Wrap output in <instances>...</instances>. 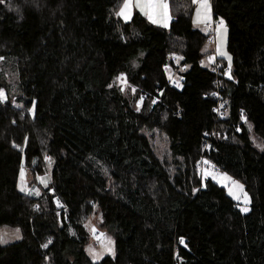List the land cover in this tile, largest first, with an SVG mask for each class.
I'll list each match as a JSON object with an SVG mask.
<instances>
[{
	"label": "trees",
	"instance_id": "1",
	"mask_svg": "<svg viewBox=\"0 0 264 264\" xmlns=\"http://www.w3.org/2000/svg\"><path fill=\"white\" fill-rule=\"evenodd\" d=\"M166 1L168 28L123 22V0L0 3V228L22 235L0 264H264V0H210L231 57L220 113L194 3ZM23 169L38 195L18 190ZM93 215L114 241L99 263L85 252Z\"/></svg>",
	"mask_w": 264,
	"mask_h": 264
},
{
	"label": "rangeland",
	"instance_id": "2",
	"mask_svg": "<svg viewBox=\"0 0 264 264\" xmlns=\"http://www.w3.org/2000/svg\"><path fill=\"white\" fill-rule=\"evenodd\" d=\"M194 3V14H193V24L196 27V29L198 30H202L204 32V30L206 29V26L208 27V25H210L212 27L213 32L215 33L214 36V43H213V50L215 52V58L221 63V64H226L227 66L230 67L231 62H229L228 57H230L229 54H227V32L226 34L224 33L223 29H221L219 31V33L217 32V24L220 20H211L208 22V24H199V21H202V19H204L205 15L207 14V16L209 15V12L211 14V6H210V0H207L208 3V7L207 8H203L201 7V3L202 0H192ZM210 8V9H209ZM158 24H154L155 26H159L160 25V15L161 12L158 9ZM207 42V41H206ZM209 45L211 47V44H206V46L203 48V54L210 51L209 50ZM220 48L221 52L226 53L227 55H220L217 52V48ZM211 57H207V63L213 64L215 61V58H211ZM206 62H204L205 66H208ZM166 73L168 74V77L171 76L170 74V70L169 68L165 69ZM116 84L119 85V88L123 91H128L130 88H128V85L126 83V80L124 77H119L116 80ZM175 84L176 80H175ZM131 90V89H130ZM133 92V89H132ZM250 140L251 142L254 144L255 147H257L258 149H261L263 147V143H261L259 141L258 138H256L255 136H253L252 134H250ZM49 167H45L44 173L41 175H38V183L40 185L46 186L48 185L49 182ZM23 181H24V187L26 189L25 192L23 193H27V192H34V195H37L35 193H40V189L38 188V190H36V188H30L28 182L31 179V174L29 170H24L23 169ZM214 178L217 180V183L219 186H221L222 188L225 189L227 195L232 199V201L236 202L238 205L239 210L241 211V213H246L249 211V197L247 195V193L244 191L245 189L243 188V185L236 181L231 179L227 174H221L219 176H214ZM49 179V180H48ZM43 181V182H42ZM236 185H240L242 186V191L236 187ZM20 186H21V172L19 175V181H18V190L20 191ZM230 191L236 195L239 196V199H235L233 194H230ZM245 195L247 196V203H245ZM248 208L247 212L242 211L243 208ZM100 215L96 216H90V219H88L84 226L86 227V230L89 234V242L88 245L85 247V252L87 254V256L89 257V259L92 261V263H99V261H101L105 256H114V252L115 249L114 248V241L112 236L107 232L106 229H100L98 227V221H100ZM18 230V231H17ZM96 236V237H95ZM19 237V238H17ZM0 238H2V240L4 242H0V246H6L8 244H12L15 242H18L22 239V235H21V231L19 229V227H10V226H3L0 228Z\"/></svg>",
	"mask_w": 264,
	"mask_h": 264
},
{
	"label": "snow or ice",
	"instance_id": "3",
	"mask_svg": "<svg viewBox=\"0 0 264 264\" xmlns=\"http://www.w3.org/2000/svg\"><path fill=\"white\" fill-rule=\"evenodd\" d=\"M3 2H4V0H0V3H3ZM131 6H132L131 0H125L123 6L121 7V9L117 13V15L123 16L125 19H128L129 16H130L129 9L131 8ZM136 6L137 7H141V10H144L145 8H147L149 11L146 14L148 15L149 19L152 20L153 23L156 22V20L153 19V12L157 8H163L164 9V15H165V17H167V8H168V5H167L166 2H164V0H144L143 3H141L140 0H137ZM201 7H203V8H207L208 7L207 0H202ZM205 19H207V20L210 21V15L206 16ZM221 29H223L224 33L226 34L227 28H226L225 23H224V21L222 19L217 24V32L219 33V31ZM217 52L220 55H227L226 53L221 52L219 47L217 48ZM228 59H229V62H231V57H228ZM179 86L180 85L177 84V87H179ZM0 98H2V93H0ZM23 176H24V174H23V170H22L21 171V186H20V191L21 192H25L26 191V189L24 187ZM236 187L239 188L242 191V186L236 185ZM27 194L28 195H32L33 192H27ZM35 194L38 195V193H35ZM230 194H233V193L230 191ZM234 198L235 199H239V196L234 195ZM247 202H248L247 201V196L245 195V203H247ZM242 211L247 212L248 211V208L245 207V208L242 209ZM17 238H19V237H17ZM0 242H4L2 240V238H0ZM181 243H183V240H181ZM46 246L47 245H45V247Z\"/></svg>",
	"mask_w": 264,
	"mask_h": 264
},
{
	"label": "built area",
	"instance_id": "4",
	"mask_svg": "<svg viewBox=\"0 0 264 264\" xmlns=\"http://www.w3.org/2000/svg\"><path fill=\"white\" fill-rule=\"evenodd\" d=\"M208 30H209V34L207 36V42L208 44H211L213 45L214 43V36H215V33L213 32L212 30V27L210 25H208ZM215 52L214 50L209 53L207 56H205L206 58L207 57H211V58H215ZM205 57L203 59H200L199 60V64H201L203 62V60L205 59ZM170 58L171 59H175V58H179V55H175V54H171L170 55ZM213 67L211 69L212 71V74H213V86H214V91L212 92L211 96L212 98L216 99L217 100V106L215 108V111L217 113H220V105H219V102L220 100L222 99V91H223V87H224V83L222 81H224V79H226V77L230 74V68L229 66H227L226 64H221L217 61V59L215 58V61L213 63ZM186 68V65H183V66H178V69L176 70H184ZM169 86L171 87H174L176 86L175 84V81H173V79H171L169 81V83H167ZM143 98H146V95L143 96ZM158 98L160 97H156L155 101L158 102ZM216 135V133H214V131H212L208 137H214ZM210 173L212 174H218L219 173V168L217 167H213L211 170H210Z\"/></svg>",
	"mask_w": 264,
	"mask_h": 264
},
{
	"label": "crops",
	"instance_id": "5",
	"mask_svg": "<svg viewBox=\"0 0 264 264\" xmlns=\"http://www.w3.org/2000/svg\"><path fill=\"white\" fill-rule=\"evenodd\" d=\"M124 2H125V0H123V2L121 3V5H120V7H119V9H118V11H117V13L120 11V9H121V7L123 6V4H124ZM140 2L141 3H143L144 2V0H140ZM164 2H166L167 3V1L166 0H164ZM131 4H132V6H131V8L129 9V12H130V16H129V18L128 19H125L123 16H120V15H117L123 22H129L130 20H131V18H132V16L135 14V13H138V14H140V15H142V16H145V18L150 22V23H152V24H158V9L160 10V12H161V17H160V25H161V27H163V28H168L169 27V25H170V22H171V19H172V16H170V14H169V9L167 8V17H165V15H164V9L163 8H157V9H155V11L153 12V19H155L156 20V22L155 23H153L152 22V20H150L149 19V17H148V15L146 14L149 10L147 9V8H145L144 10H141V7H137L136 6V4H137V0H131ZM168 5V4H167ZM210 9V8H209ZM211 11V10H210ZM209 15H210V18H211V20H214L213 19V17H212V14H210V12H209ZM207 16V14L204 16V17H206ZM194 21V20H193ZM215 21V20H214ZM208 20L207 19H202V21H199V24L200 25H202V24H208ZM195 27V26H194ZM196 28V27H195ZM201 32H203L202 30H200ZM205 35H206V40H207V36H208V34H209V30H208V27L206 26V29L204 30V32H203ZM211 48H212V46L210 47V45H209V50H211ZM205 61H206V63H207V60L205 59ZM208 64V63H207Z\"/></svg>",
	"mask_w": 264,
	"mask_h": 264
}]
</instances>
